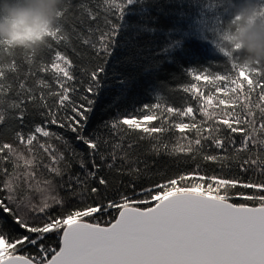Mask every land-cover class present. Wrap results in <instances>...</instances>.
I'll use <instances>...</instances> for the list:
<instances>
[{
    "label": "snow or ice",
    "instance_id": "6c2138e0",
    "mask_svg": "<svg viewBox=\"0 0 264 264\" xmlns=\"http://www.w3.org/2000/svg\"><path fill=\"white\" fill-rule=\"evenodd\" d=\"M132 2L121 0L104 9L97 0H81L75 6L78 15L72 16L71 0H63L47 43L39 49L23 50L27 71L16 59L10 63L0 59V125L9 116L23 124L29 105L41 117V122L29 131L15 132L18 145H0V153L7 150L0 161L11 160L13 165L12 172L0 168V174L6 177L0 185V230L9 222L15 226V235L0 231V264H264V180L254 179L264 176V138L256 135H264V64L244 63L238 46L226 50L224 40L230 31L229 24L236 19L231 12L227 27L218 18L214 28L216 44L231 63V73L190 71L196 83L183 88L185 93L199 92L208 107L212 106L213 96L211 91L205 96L198 89L200 81L226 97L232 93L228 100H219L227 108L219 112L201 108L206 121L196 122L193 117L189 124L170 123L165 113L192 117V107L161 110L159 103L145 104L142 109L147 114L140 119L128 114L105 122L107 135L88 131L89 114L95 103L88 94H99L105 73L98 61L107 63L125 9ZM257 4L259 15L264 16V4ZM220 6L228 11L230 0H214L211 7ZM61 20L71 25V31L65 29ZM72 38L95 53L87 61L90 67L81 68V76L86 79L77 80L72 71L73 61L62 50L71 47L83 58L84 54L72 46ZM17 50L0 44V57H14ZM45 52L49 54L47 60L43 58ZM37 56L41 58L32 67ZM50 71L51 83L38 76ZM77 84L83 88L82 94ZM119 84L121 88L127 87L123 78ZM241 101V112H237L232 106ZM256 109L262 118L258 128ZM156 120H161L159 126L142 127L141 121ZM50 125L70 131L85 146L84 152L71 148L61 133L49 130ZM137 130L141 132L138 139L155 140L149 152L173 157L183 154L193 163L199 158L219 165L220 172L208 175L199 163L177 172L160 168L153 171L152 163L139 153L137 141L131 139L130 134ZM171 130L181 135L176 144L169 146L162 142V135ZM186 130L194 135H187ZM237 133L243 135L237 137ZM53 138L70 149L71 159L65 167L70 169L72 162L78 163L82 173L69 174L60 184L65 196L52 195L55 179L63 180L60 164L65 162L64 153L51 143ZM209 146L218 151H205ZM253 147L260 151L253 152ZM45 156L48 163L44 162ZM41 168L47 172V178L42 180L37 177ZM111 172L127 175L130 180L122 186L124 190H118L117 197L109 199ZM145 178L148 183L137 187V182ZM90 181H95L96 186ZM249 189L257 191H245ZM33 192L44 194L39 203L34 202ZM236 199L243 202H233ZM53 207L58 209L56 213L51 212ZM53 236L55 246L49 243ZM29 247L35 249L34 254H17Z\"/></svg>",
    "mask_w": 264,
    "mask_h": 264
},
{
    "label": "trees",
    "instance_id": "16d2710c",
    "mask_svg": "<svg viewBox=\"0 0 264 264\" xmlns=\"http://www.w3.org/2000/svg\"><path fill=\"white\" fill-rule=\"evenodd\" d=\"M88 2V0H85ZM121 0H97V3L102 5L104 9H107L110 4H119ZM243 0H230V5H240ZM264 4V0H257V3ZM81 3V0H71L72 8L69 10L72 16L78 15L76 5ZM214 0H133L132 4L128 5L124 12V18L121 22V28L119 35L116 37L115 44L112 45V54L107 59L105 64L103 61H98L101 66L105 67V73L101 76V88L97 96L88 94L90 98L94 99L93 111L89 114L90 119L88 121V131H97L104 135H107V130L103 127L105 122L111 121L114 118H123L125 115L134 114L137 119H140L142 115L147 114L146 110L142 109L145 104L159 103L161 110L167 107H174L178 109H185L187 107L193 108L192 117H178L173 114L168 116L165 113V118L170 123L184 122L192 123L193 117L196 122L206 121V117L203 115L201 108L207 107L209 112H219L221 109L227 108V104L220 105L219 100H228L232 93H229V97H226L222 92H215L214 89L205 87V82L200 81L197 85L198 89L204 92L205 96H208L210 91L213 96L212 106L208 107L203 103V99L199 96V92L193 95L191 92H183L184 87H190L192 83L196 81L189 75V72H207L215 74H230L231 63L227 57L220 52L216 44V37L214 35V28L216 26L217 19H223L224 26L227 27L230 23L231 7L228 11L225 10V6L211 7ZM95 7V5H89ZM66 30L71 31V25L64 23ZM73 47L77 48L78 52L83 53V58L78 57L71 47L62 48L66 51L67 55L73 61V73L77 77V80L86 79L81 76L82 67H90L87 63L89 57L94 56L95 53L87 47H81L79 41L75 38L71 39ZM49 54L45 52L43 58L48 59ZM40 56H37L33 62L32 67H35L36 63L40 60ZM5 62L10 63L12 59H16L24 71L28 70V65L23 63L24 54L23 50L18 49L14 57L7 54L0 57ZM38 76H42L50 83L52 82V73H38ZM11 79V74H9ZM123 78L127 81V87L121 88L119 79ZM243 80V77L240 78ZM222 84L224 82H221ZM86 87V85L84 86ZM79 93H83V88L80 84H77ZM76 95V94H73ZM252 99H255L253 94ZM51 103V100H49ZM233 105L237 112H241V104ZM28 115L25 116L23 124L19 119H14L9 116L5 123L0 125V145L3 143H10L14 146L19 142L15 139V132L23 130L24 132L36 123L41 122V117L36 110L29 105ZM71 114L70 112L68 113ZM13 116L15 113L12 114ZM61 116L64 113L60 114ZM256 126L262 122L261 113L259 109L255 110ZM211 123V121H208ZM230 122H232L230 120ZM142 127L159 126L161 120L156 121H141ZM234 126H242L235 125ZM127 127V126H125ZM49 130L52 132L61 133L65 140L69 141L71 148H75L78 152H84L85 146L78 143L73 134L66 129H61L58 126L50 125ZM187 135L193 136L194 132H188ZM131 139L137 141V147L142 158L149 163H152L153 171L156 168L167 169L171 172H177L184 168H194L196 163L202 165L204 172L208 175H212L220 172L219 165L213 162H203L199 158L193 163L189 157L183 154L179 156H168L165 154L155 155L149 152L150 146L155 143V140L143 139L138 137L141 135L140 130L132 132ZM159 136L160 134H153ZM181 133L177 130H171L162 135V142L168 143L169 146L177 143L176 138ZM237 137L243 135L242 133L234 134ZM258 138H264L260 132L256 133ZM51 143L57 147V149L64 153L65 162H61L60 167L64 169L63 180L57 177L54 181L56 188L52 192V195L59 194L65 196L66 192L60 187V184L67 180L69 174L81 173V169L78 163L72 162L71 168H66L65 163L71 159V152L69 148H66L64 144L56 139H52ZM183 143V141H181ZM209 143V142H205ZM21 150L23 146H19ZM251 147V145H250ZM253 152L260 151L259 148L253 147ZM205 151L209 153H215L214 147H206ZM7 155L0 153V156ZM86 155V154H85ZM242 156H247V153H241ZM179 161V163H177ZM186 161V163H185ZM44 162L48 163V157H44ZM97 163L103 164L104 162L97 160ZM109 163L111 161H108ZM120 162L117 161V166ZM140 167H143L141 164ZM0 168L7 169L8 172H12V161H0ZM22 171V169H21ZM105 173L108 172L107 168H104ZM228 174V170H224ZM43 173V175H41ZM82 174V173H81ZM251 175V174H250ZM37 177L41 180L47 178V172L43 168L37 171ZM109 188L107 190V196L109 199L118 196V190H124L123 185L126 184L130 177L127 175L121 176L116 172L108 173ZM6 179V177L0 174V185ZM159 180L160 177H154ZM246 180L247 177H244ZM254 179L264 180V176H255ZM148 183L147 178L137 182V187L141 184ZM92 186H96L95 181H90ZM247 192H253L257 190L249 189ZM43 193L33 192V200L39 203ZM233 202H243L240 199H236ZM251 204V202H248ZM58 209L53 207L52 213H56ZM14 225L9 222L4 229L0 231H6L9 235H15ZM49 243L54 246L56 244V238L53 236ZM19 254H34L35 249L25 248L21 249Z\"/></svg>",
    "mask_w": 264,
    "mask_h": 264
},
{
    "label": "clouds",
    "instance_id": "9594fccd",
    "mask_svg": "<svg viewBox=\"0 0 264 264\" xmlns=\"http://www.w3.org/2000/svg\"><path fill=\"white\" fill-rule=\"evenodd\" d=\"M62 4L63 0H0V44L21 50L43 47L57 24ZM230 7L236 19L229 24L226 50L238 46L244 63L264 64V16L258 13L257 0H243Z\"/></svg>",
    "mask_w": 264,
    "mask_h": 264
},
{
    "label": "rangeland",
    "instance_id": "374dc122",
    "mask_svg": "<svg viewBox=\"0 0 264 264\" xmlns=\"http://www.w3.org/2000/svg\"><path fill=\"white\" fill-rule=\"evenodd\" d=\"M17 254H19V253H17Z\"/></svg>",
    "mask_w": 264,
    "mask_h": 264
}]
</instances>
